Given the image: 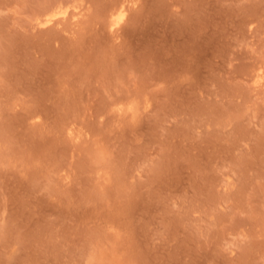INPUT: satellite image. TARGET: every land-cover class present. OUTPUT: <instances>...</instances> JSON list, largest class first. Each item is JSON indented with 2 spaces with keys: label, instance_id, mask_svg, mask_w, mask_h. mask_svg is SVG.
<instances>
[{
  "label": "rangeland",
  "instance_id": "obj_1",
  "mask_svg": "<svg viewBox=\"0 0 264 264\" xmlns=\"http://www.w3.org/2000/svg\"><path fill=\"white\" fill-rule=\"evenodd\" d=\"M0 264H264V0H0Z\"/></svg>",
  "mask_w": 264,
  "mask_h": 264
},
{
  "label": "bare ground",
  "instance_id": "obj_2",
  "mask_svg": "<svg viewBox=\"0 0 264 264\" xmlns=\"http://www.w3.org/2000/svg\"><path fill=\"white\" fill-rule=\"evenodd\" d=\"M122 10V9H121ZM123 12V11H122ZM123 16H124V14L123 13H119V15H118V17H116V18H118V19H116L117 21H116V23L115 24H117L118 25V23L122 20V18H123Z\"/></svg>",
  "mask_w": 264,
  "mask_h": 264
}]
</instances>
